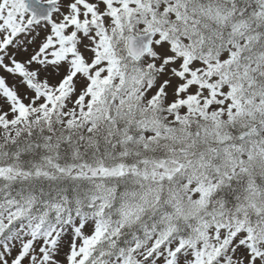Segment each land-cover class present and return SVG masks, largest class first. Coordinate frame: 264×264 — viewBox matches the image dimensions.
<instances>
[{
	"label": "snow or ice",
	"instance_id": "obj_1",
	"mask_svg": "<svg viewBox=\"0 0 264 264\" xmlns=\"http://www.w3.org/2000/svg\"><path fill=\"white\" fill-rule=\"evenodd\" d=\"M0 264H264V0H0Z\"/></svg>",
	"mask_w": 264,
	"mask_h": 264
}]
</instances>
